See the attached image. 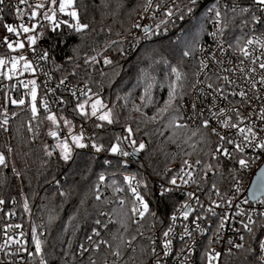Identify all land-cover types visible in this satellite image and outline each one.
<instances>
[{
  "label": "trees",
  "instance_id": "1",
  "mask_svg": "<svg viewBox=\"0 0 264 264\" xmlns=\"http://www.w3.org/2000/svg\"><path fill=\"white\" fill-rule=\"evenodd\" d=\"M37 3H45V8L39 9L40 15L34 19L37 23L33 34L37 36L35 47L48 52L50 69L56 78L68 79L91 89L88 96L70 100L62 111L65 119L71 121L72 130L80 133L83 129L82 142L86 146L71 147L70 159L64 160L56 147L57 138L48 134L52 130L62 134L59 126L46 119L51 112H46L37 102L38 115L33 119L29 102L13 105L7 130L0 127V153L4 154L7 165L0 166L5 199L16 197L23 209V200L27 198L36 225L43 229L41 239L45 241L46 264H90L89 258L97 264H103L107 258L111 264L116 259L111 252L117 245L121 252L117 264H149V243L139 235L148 219L142 223L134 222L128 196L123 205L105 194L97 200V192L100 194L97 185L103 175L106 184L114 190L117 185L124 184V174L135 171L134 167L109 156L112 154L109 149L118 142L117 136L121 137L122 149H133L130 141L123 139L128 136L126 129L129 127L133 130L131 139L136 141L135 147L145 144V148L139 150L141 155L137 164L149 172L160 174L165 168L180 165L186 159L214 163L210 159L213 136L209 130L201 128L191 136L197 127H189L173 136V129L168 127L173 116H182L179 96L173 108L158 113L168 99V85L175 81L172 67L182 73V80L177 82L178 93L180 84H183V97L189 93L197 68L196 48L205 38V21L201 18L203 34L194 33L200 24L195 19L145 42H133L130 37L132 23L145 0H74L73 7L67 11L76 10L80 23L88 25L80 32L68 27L76 21L58 11L59 0L55 6L49 0H30L29 14ZM49 7L57 9V22L67 21L68 24L61 23L53 31L50 22L43 18ZM227 19L228 41L241 42L240 37L245 36L244 16L230 13ZM7 22L8 15L0 19V58L11 51L4 42V24ZM185 51L190 54L184 56ZM106 59L111 63H105ZM148 84H152L150 100L145 95ZM89 97L86 111L90 113L91 102L99 98L112 110L113 124L79 115L75 110L77 103ZM176 107L180 108L179 112L175 111ZM153 116L155 120L151 119ZM98 123H103L104 127L96 128ZM93 143L103 145L102 151L96 152ZM48 152L52 154L49 156ZM225 170L224 166L217 169L219 172ZM102 213L110 216L109 223ZM97 220L101 223L97 224ZM94 230L112 247L103 244L99 250L89 248L86 238ZM259 240V232L249 234L244 248L223 256L220 264H264L259 260ZM81 245L88 247V251L81 250ZM30 264H39V258L32 259Z\"/></svg>",
  "mask_w": 264,
  "mask_h": 264
},
{
  "label": "built area",
  "instance_id": "2",
  "mask_svg": "<svg viewBox=\"0 0 264 264\" xmlns=\"http://www.w3.org/2000/svg\"><path fill=\"white\" fill-rule=\"evenodd\" d=\"M30 0H28L29 3ZM148 0H145L143 6L136 11L135 17L132 23V31L130 37L133 42H145L154 36L160 34H165L168 31H173L174 28H179L180 25L186 21H193L197 16L203 15L205 18V38L199 42L196 48L197 56V68L195 71L194 79L192 85L196 83L199 78L205 83L197 85L196 89H193L192 85L189 93L183 97L180 101L181 113L184 119L180 122H186L189 127H198L199 119H189L192 115L191 104L193 101L197 104V111L203 110L204 118H209L210 113L208 111L209 107L215 104L212 111H218L220 108H231L235 107L240 110L244 117H248L250 112L259 113L261 105H264V86L257 83L256 89H251V84L249 79L255 78L259 80V76L264 70L259 69L258 63L253 64L252 59H245L237 50L238 46L243 47L247 39H260L264 40V9L261 6H257L255 0H198L197 5L192 13H187L185 11L184 19H179V12L177 9L184 10L185 5L188 0H152V6L145 11V6ZM233 4H237L236 11H231ZM28 4H19V0H5L4 5L0 6L3 10L0 11V17H5L8 15V24H12L17 27L20 31L19 37L13 33H8L6 31L5 36L8 37L9 42H13L15 46V41L19 39L25 44L23 49H17L16 51H10L3 58L6 60L11 59L13 56L24 55L29 61L32 62L35 72H25L23 75L18 77H13L12 80H8L4 77H0V112L7 109L8 120L10 118V108L13 106L7 97L19 100L24 98L25 101L30 104V96H26L25 93L31 88L25 89L20 81H28L30 79H35L37 85V102L41 104L42 100L48 102L49 110L52 114H55L58 120V126L62 134L69 138V133L61 119L62 111L66 108L70 100H78L84 95L81 94L80 90L88 92L89 87L83 84L75 83L68 79H58L56 78L50 69L49 58L46 60H41L40 57L43 55V51L35 47V45H29L27 41V36L33 35V32L24 33L19 29L21 23L26 26L31 27L32 24H37L34 19H30V14L27 11ZM16 6L24 13L23 17H18L15 12ZM240 8H247V12L241 13ZM168 9H172L176 12V15L169 18L166 13ZM211 10V11H210ZM219 10L221 12L220 21L218 25L216 23L215 11ZM230 13H239L244 16L242 23L244 25L245 36L243 34V39L234 43H230L227 30L229 29L228 15ZM253 17L259 18V21L253 20ZM227 22L228 27L224 29V35L214 38L211 33L215 32L217 28L223 27L224 23ZM139 24L140 27H134V25ZM145 27L148 31L145 32ZM218 41H222V46L217 47ZM7 45V44H6ZM231 45V47H229ZM203 48V51H201ZM252 58L260 56L262 51L259 46L253 44L248 46ZM34 49V51H33ZM215 55V60L210 59V57ZM204 59L208 62V68L201 71L200 61ZM264 59V57H261ZM244 61L241 64V61ZM217 61H222V63H217ZM23 62H21V65ZM11 67V64L5 66L4 69L0 71H6ZM255 67V73H249V69ZM243 68L244 71H240ZM224 69H234L233 71H225ZM196 73H200L199 77ZM228 76L231 81H235L234 84H227L223 80H217V76ZM211 76L212 80L207 81L206 77ZM63 80L64 83L61 84L60 81ZM207 82H214L216 86H222L224 93L228 96V99L217 98L213 101L211 95H201L199 92L200 88H204V92L213 93V89H208ZM15 85V87H13ZM51 89L52 91H49ZM239 92L244 90L248 92V96L251 103L246 101H241L239 96H232V91ZM75 92L76 95L73 96L72 93ZM89 93V92H88ZM258 95L259 99H255ZM231 102V103H230ZM42 106V105H41ZM226 116H232L233 121L236 117L234 113L228 112ZM225 117H221L223 119ZM3 116L0 115V120ZM255 121L257 125V131L261 126H264V122L257 119L256 114H253L250 119L245 120V124H251ZM213 127H217V130L222 132L224 135H234L236 130H225L220 128L215 121L212 123ZM243 126V125H241ZM210 131V129H209ZM211 132V131H210ZM212 134V133H211ZM213 136V146L210 149V159L214 163H208L213 165V171L208 173L206 179H201L204 176L203 166L206 165L201 162L200 165H195L196 160H188L190 163L194 164V170L187 169L186 171H193V178L197 183L181 184L179 178H177V185H171L169 183L170 179L179 172L180 165H171L165 168L160 174H155L147 171L146 169L140 167L137 164L138 160H135L132 156L133 149L124 150L130 153L129 156H120L119 154H109L112 159L119 160L122 164L134 167L135 171L128 172L124 174V184L117 185L113 190L109 185L106 184L105 180L99 184L100 195H108L111 200L117 201L118 204L121 199L126 200L128 196L131 200V208L133 206L134 196L129 188V184L125 181V176L135 177L136 179L132 181L133 186H137V181L139 185L137 190L144 196L145 201L149 204V213L146 214L143 220L139 223L147 220L146 225L143 226L140 231V237L149 243V264H155L157 258L160 259V264H208L206 252L210 250H215L220 252L221 256L218 261H214L213 264H220L221 258L228 254V249H232V253L237 252L240 249H236L233 245L228 243L232 240L234 244H244L247 241L249 234L254 232L260 233V240L258 244L259 260L264 262V249L260 248V243L264 242V197H259L256 200H251L248 196V187L250 185L252 176L254 172L262 165L264 162V153H260V158L255 161L254 164L249 169H240L238 163L235 160H228L224 157H219L218 160L212 159V152L215 150L218 142V137L214 134ZM260 136L264 137V131L260 132ZM70 146L76 149L75 146L70 142ZM230 150L231 145H226ZM252 149H245V156L256 155ZM221 166H224L227 170L217 171ZM187 179V177H185ZM237 181H239L240 191H236ZM215 184L216 188L213 189L212 185ZM146 185V187H145ZM161 186L164 188L172 189L170 193L162 197ZM122 189V191H116V189ZM217 191L219 194H217ZM192 192L195 197H199L200 204L196 203L195 199H189L186 193ZM233 197H235L233 199ZM0 198L4 199V205L0 206V245H3L8 237L14 239H20L23 246L28 248L29 251H34V245L32 243L33 228H35V234H43V229L36 225L33 218V210L30 212H25L24 209L18 204L16 197L5 199L2 186L0 183ZM247 198L248 203L243 201ZM231 200V206H229L228 201ZM215 201V204L213 203ZM189 203L192 205L194 211L190 214L189 219L184 221L182 217L178 218L176 225L174 227V232L169 239H172V250L168 256H164L163 252V232L167 230L171 224L170 216L183 203ZM219 204L220 207H216ZM212 207L216 215L213 216L210 212H207V208ZM152 213L156 215L153 216ZM104 214V213H103ZM224 215L228 216V220L225 223L224 228L217 233V227L220 223V218ZM106 218V223H109L110 216L104 214ZM203 217L201 220L197 221L200 228L203 231L196 230V225L193 220L197 217ZM249 217H251L253 223L249 226L252 228V232L247 231L243 225L249 223ZM138 216H133V220H138ZM22 225L21 228H16L15 225ZM187 224L189 230L192 232L191 237H184L182 241L180 235L183 233V225ZM12 227H9V226ZM5 230L7 234L5 235ZM104 230V228H103ZM24 232V237H20L19 233ZM96 231V230H95ZM44 235V234H43ZM41 235V237L43 236ZM243 236L244 240L240 237ZM40 237V238H41ZM91 237V240H89ZM102 237L95 235L93 231L91 235L86 238V244L89 248H94L95 244ZM155 241L153 245L152 241ZM211 241V243H210ZM101 244L100 247H102ZM188 246H191L192 251H188ZM19 246L16 244H11L4 251H0V264H30L32 258L28 256L27 252H17ZM84 247V246H83ZM88 247H84L89 249ZM155 247L159 257L152 254V248ZM181 248L184 249L181 252ZM82 250V249H81ZM5 253H8L6 255ZM205 255V256H204ZM112 256L110 255V258Z\"/></svg>",
  "mask_w": 264,
  "mask_h": 264
},
{
  "label": "snow or ice",
  "instance_id": "3",
  "mask_svg": "<svg viewBox=\"0 0 264 264\" xmlns=\"http://www.w3.org/2000/svg\"><path fill=\"white\" fill-rule=\"evenodd\" d=\"M5 0H0V6L4 5ZM49 3L53 6H55L57 4V0H49ZM198 0H188V3L185 5V9L181 10V9H177V12H179V19H184V14L185 11L187 13H192L194 11L195 6L197 5ZM255 3L257 6H261L262 9H264V0H255ZM19 4H28V0H19ZM74 4V0H59V8L58 11L61 13H65L66 15L72 17L76 23L75 24H68L67 21H56V11L57 9L55 7H49L47 11H45L43 13V18L45 20H48L50 22V24L52 25V30L56 31V29H58L60 27L61 23H65L68 24L69 28H73L76 32H80L83 29H86L88 27L87 24H81L79 21V17H78V13L76 10H72V11H67V9L72 8ZM31 7V5H29ZM152 6V0H148L147 5L145 6V11H147L148 8H150ZM237 7H239L237 4H233L231 11L235 12ZM45 8V3H37L34 7V9L31 11L30 14V19H35L38 15H40L39 13V9H43ZM3 9L0 8V11H2ZM211 11V10H210ZM239 11L241 13L243 12H247L248 9L247 8H240ZM15 12L16 15L18 17H23L24 13L22 12V10L19 8V6H16L15 8ZM49 13H51V15H49ZM166 15L171 18L173 16L176 15V12H174L172 9H168ZM215 17H216V23L219 25L221 23L220 21V17H221V12L219 10L215 11ZM0 19H2V17H0ZM253 20L259 21V18L257 17H253ZM37 27V24H32L31 27L26 26L25 24L21 23L19 25V29L22 30L24 33H29V32H33L35 30V28ZM134 27H140L139 24L134 25ZM228 27L227 22L224 23L223 27H219L217 28V30L213 33H211V35L216 38L219 36H223L224 35V29ZM4 28L6 29V31L8 33H13L15 34L17 37H19L20 35V31L18 30L17 27L13 26L12 24H8L5 23L4 24ZM148 29L147 27H145V32H147ZM27 41L29 43V45H35L36 41H37V36L35 35H29L27 36ZM4 42L7 44V47L9 49H11L12 51H16L17 49H23L25 47V44L20 41L19 39H17L15 41V46L13 44V42H9L8 37L5 36L4 38ZM222 41H218L217 43V47H221L222 46ZM257 45L259 46V48L262 50L260 52V56H256L254 58H252L251 53L249 51L248 46L249 45ZM237 45H239V41H237ZM229 47H231V45H229ZM238 52L245 58V59H252V63L253 64H257L258 63V67L261 70H264V59H261V57H264V40H260V39H247L246 43L243 47H239L237 48ZM34 51V49H33ZM201 51H203V48H201ZM190 53L188 51H185L183 53L184 56H188ZM48 58V52L45 51L43 53V55L40 57L41 60H46ZM210 59L215 60V55L213 54L212 57H210ZM21 62H23V64L21 65ZM11 64V67L8 68L6 71H0V77H4L8 80H12L13 77H18L20 75H23L25 72H31L34 73L35 72V68L33 67V64L31 61H29L27 59L26 56L24 55H20L18 57L13 56L11 57L10 61L6 60L4 58H0V69H4L6 65ZM105 63H111L110 60H105ZM217 63H222V61H217ZM244 61H241V64H243ZM208 68V62L207 60L202 59L200 61V69L201 71H203L204 69ZM225 71H233L234 69H224ZM240 71H244L243 68L240 69ZM171 72L173 74H175V81H173L171 84L168 85V99L164 102V106L158 109V113L159 114H163L166 113L170 108H173L174 106V102L177 100L178 96L180 99H183V84L179 85V88L181 89V91L178 93V85L177 82L182 80V73L180 71L177 70L176 67H172L171 68ZM256 72V68L253 67L251 69H249V73H255ZM200 73H196V76L199 77ZM207 81H211L212 77L211 76H207L206 77ZM217 80H223L225 83L227 84H234L235 81H231L229 79L228 76H217ZM20 83L23 85V87L25 89H29V85L31 86L30 90L28 92L25 93L26 96H30V104H29V109L32 113V118L35 119L36 116L38 115V108H37V88L39 87L36 83L35 79H30L28 81H20ZM61 84L64 83L63 80L60 81ZM205 83V81H201L199 80V78L196 80V83L192 85L193 89L197 88V85ZM249 83L251 84V89H256V85L257 83H259L260 85L264 86V72H262L259 76V80L257 81L255 78H251L249 79ZM208 89H213V93H205L204 92V88H200L199 92L201 95H211L213 101H215L217 98H223L225 100L228 99V96L224 93L223 91V87L222 86H216L214 84V82H207L206 84ZM13 87H15V85H13ZM152 88V84H148L146 89H145V95L148 96L149 100L151 99L150 96V89ZM49 91H52L51 89H49ZM81 94L84 96H88V92L91 91V89H88V92H85L84 90H80ZM73 96L76 95L75 92L72 93ZM232 96H239L241 98V101H246L247 103H251V100L248 96V92L244 91V90H240L239 92L236 91H232L231 93ZM7 99L10 100L11 104L13 105H24L25 104V99L22 97L19 100L17 99H12L11 97H7ZM141 99L143 100L144 97H141ZM255 99H259V96L256 95ZM89 100H91V97H89L88 100H84L83 102H78L76 105L75 110L79 113V115H81L82 117L85 118H89V117H96L97 120L101 121V122H106L107 124L111 125L114 123L113 120V114H112V110L110 108H107V105H105L103 103V101L99 98L95 99L94 101L91 102L90 108H91V112L89 113L88 111H86V105L89 104ZM231 103V102H230ZM41 105L44 108V110L46 112L50 113L49 110V106H48V102L46 100H42L41 101ZM215 107V104L213 103V105L211 107H209L208 111L210 113L209 118H204V113L203 110L197 111V104L195 101L192 102L191 104V110H192V115L189 116V119H199V125L197 127L196 130L191 132V136H195L197 134V132L203 128L205 130H209L211 131L212 134H214L216 137H218V142H217V146L215 148V150L212 152V159L213 160H218L219 157H224L227 158L228 160H235L236 163H238L239 168L240 169H249L252 164L255 163V161L257 159L260 158V153H264V137L260 136V132L264 131V126H261L259 128V131H257V125L255 123V121H252L251 124H245V120L246 119H250L252 117L253 114H256V117L258 120H260L261 122H264V105H261L260 109H259V113H255V109L253 110V112H250L248 114V117H244L242 115V113L240 112L239 109L235 108V107H231V108H220L218 111H212V108ZM102 109H107L106 111H101ZM137 111H139V108L136 109ZM180 108L176 107L175 111L179 112ZM99 113V115H97ZM231 112L235 114V121H233L232 116H226V113ZM0 115L3 116V119L0 120V127H4L5 130H7L6 125L8 124V114H7V109L5 108L3 112H0ZM13 115H15V113H13ZM221 117H225L223 119H221ZM47 120L51 121L52 124L54 126H58V120L55 114H49L46 117ZM61 119H64L63 117H61ZM151 119L155 120L156 117L153 116L151 117ZM184 119L183 116H173L168 124V127L173 129V136H177L181 131L186 130L189 128V125L184 122H180ZM213 121L216 122V124L225 130L231 131V130H236L234 135H224L222 132L217 130V127H213L212 123ZM64 124L66 126H68L69 129V136L71 139L72 144H74L76 147L79 148H83L86 145L82 142L84 139V132L83 129H81L80 133L76 134L73 132V125L71 123V121L64 119ZM243 125V126H241ZM96 128H103L104 124L103 123H98L95 125ZM31 127L29 126V131H31ZM128 136L124 137V140H128L130 141V143L134 146L133 147V151H139V150H143L145 148V144L144 143H140L138 145V148L135 147L136 145V141L134 139H131L132 137V132L133 130L129 127L126 129ZM50 136L54 137V138H58V132L55 130L49 131L48 133ZM191 136L188 137V139H191ZM117 143L113 144L111 146V148L109 149V151L113 154H119L120 156H129L130 153L127 151H124L121 146H120V141H121V137L117 136ZM169 139H172V137H169ZM204 139V136H201V140ZM173 142L175 143V140H173ZM226 145H231L232 148L231 150L226 146ZM57 148L60 149L61 153H62V158L64 160H68L70 159V155H71V147L68 143L67 139H64L62 141H60L59 143H57L56 145ZM92 147L95 149L96 152H100L103 149V145H97L95 143L92 144ZM194 147V145H193ZM252 149L253 152H256V150H259V152L256 153V155H248L247 157L245 156V149ZM49 156L52 154L51 152L47 153ZM188 155H191V153H187ZM201 164V160L197 159L195 161V165H200ZM0 166H4L7 167L6 165V158L4 156V154L0 153ZM187 169H192L194 170V164L190 163L188 160H184L183 164L179 170L178 173H176L175 175H173V177L170 179L169 183L171 185H174L176 187H179V185H177V178L180 179L181 184H188L190 181L192 183H197V181L193 178V171H186ZM213 171V165L212 164H206L203 166V172H204V176L201 179H206L208 176L209 172ZM19 175V174H17ZM185 177H187V179H185ZM136 178L133 177H129V176H125V181L128 182L129 184V188L131 190V192L133 193L134 196V200H133V206L130 209L131 213L133 216H138L139 219L134 221L135 223H139L140 220H143L146 216V214L149 213V204L145 201L144 196L141 195V193L137 190V187L139 185V181H137V186H133L132 185V181L135 180ZM100 182L102 183L105 180V177L103 175H101L99 177ZM254 186H253V190L250 193V195L253 198H257V194H259V197H264V167H262L259 171V173L256 176L255 181L253 182ZM146 187V185H145ZM97 188H99V185H97ZM212 188L215 189L216 185L213 184ZM116 191H122V189L117 188ZM172 191V189L169 188H164L163 186H161V193L160 195L162 197L166 196L168 193H170ZM236 191L239 192L240 191V187H239V181H237V187H236ZM217 194L218 191H217ZM187 197L191 200V199H195L197 204H200V200L199 197H195L194 193L189 192L186 193ZM101 196L99 194V192H97L96 195V199L100 200ZM235 197H233L234 199ZM244 203H248L247 198L243 201ZM5 201L4 199L0 198V206L4 205ZM119 203L121 205L124 204V200L121 199L119 201ZM213 203L215 204V201H213ZM261 203H264V200H261ZM229 206H231V200L228 201ZM201 207H203L202 204H200ZM216 207H220L219 204H216ZM23 208L25 210V212H30V208H29V204H28V200L27 198H25L24 203H23ZM2 210V209H0ZM194 211L193 207L191 204L185 202L183 204H181L178 208L175 209V211L172 213V215L170 216V220H171V224L169 225V227L167 228V230H165L163 232V237L165 238L163 240V255L164 256H168L170 251L172 250V239H169L168 237H170V235L173 234L174 232V227L176 225V222L178 220V218L182 217L184 221H187L189 219L190 214ZM207 212H210L213 216L216 215L215 211L213 210L212 207L207 208L206 210ZM103 215V213H102ZM153 216H155V213H152ZM203 217L197 216L194 220L193 223L196 225V230L199 231H203V229L200 228L199 223H197V221L201 220ZM50 218V222H51ZM228 220V216L224 215L220 218V223L217 227V233H219L225 226V223ZM97 224H100L101 222L99 220L96 221ZM253 221L251 219V217H249V223L244 224L243 227L249 231L252 232V228L249 226L250 224H252ZM9 227H12L11 225ZM16 228H21L22 225L17 224L15 225ZM105 227H107V225H105ZM184 231L183 233L180 235V239L183 241L184 237H191L192 232L189 230V227L187 224L183 225ZM95 235L99 236L100 233L98 231H95ZM7 234V230H5V235ZM25 233L24 232H20L19 236L20 237H24ZM43 234H35V228H33V236H32V243L34 245V251H29L28 248L23 246V243L20 239H14L12 237H8L7 240H5L3 245H0V251H4V249L8 248L11 244H16L19 247L17 248V252H27L28 256L31 257L33 260H35L37 257L39 258V264H46V260L44 257V252H43V245L45 243V241H43L40 237ZM116 237H113V240H115ZM133 239H135V237H133ZM241 240H244V237L241 236L240 237ZM89 240H91V237H89ZM130 245V241L128 242ZM153 245L155 244V241H152ZM211 243V241H210ZM228 243L230 245H233V247H235L236 249H243L244 248V244L240 243V244H234V242L232 240H229ZM101 244L107 245L109 248L112 247V245L106 241V240H100L98 243L95 244V249L99 250ZM260 248L264 249V242L260 243ZM81 249L83 251H88V249L84 248L83 245H81ZM184 249L181 248V252H183ZM188 251L191 252L192 248L191 246H188ZM249 251H251V249H249ZM6 255H8V253H5ZM152 254L154 256L159 257V253H157L156 248L153 247L152 248ZM228 254L231 255L232 254V249L229 248L228 249ZM111 255L113 257H116L115 260L111 261V264H117V260L120 258L121 256V252L119 251V245L116 246V250L111 252ZM205 255L207 256V261L208 264H213L214 261H218L221 253L220 252H216L215 250H210L208 252L205 253ZM90 260V264H97V262L95 260H92L91 258H89ZM103 264H109V261L107 258L104 259ZM155 264H160V259L157 258L155 261Z\"/></svg>",
  "mask_w": 264,
  "mask_h": 264
},
{
  "label": "rangeland",
  "instance_id": "4",
  "mask_svg": "<svg viewBox=\"0 0 264 264\" xmlns=\"http://www.w3.org/2000/svg\"><path fill=\"white\" fill-rule=\"evenodd\" d=\"M69 9H71V8H69ZM68 9V10H69ZM201 18L202 19H204V21H205V18L203 17V15H199V16H197L196 17V21H200V24H197V26L195 27V29H194V33H198V34H203V22H202V20H201ZM205 23V22H204ZM204 28H205V26H204ZM239 38V37H238ZM241 38V40L243 39L242 38V36L240 37ZM61 117H63L64 119H65V117H64V115L63 114H61ZM64 119H63V122H64ZM66 129H67V133H69V129H68V126H66ZM73 132L74 133H76V134H78L76 131H74L73 130ZM64 139H67L68 140V143H69V145H70V142H71V139H70V136H69V138H67L66 137V135H64V134H58V138L55 140L56 142V145H57V143H59L60 141H62V140H64ZM72 143V142H71ZM73 146H75L74 144H72ZM71 147V146H70ZM76 147V146H75ZM73 148V147H72ZM58 151L61 153V151H60V149L58 148ZM23 203H24V200H23ZM22 208V207H21ZM24 209V208H23Z\"/></svg>",
  "mask_w": 264,
  "mask_h": 264
},
{
  "label": "water",
  "instance_id": "5",
  "mask_svg": "<svg viewBox=\"0 0 264 264\" xmlns=\"http://www.w3.org/2000/svg\"><path fill=\"white\" fill-rule=\"evenodd\" d=\"M140 155H141V153H140V151H132V156H133V158L135 159V160H138L139 159V157H140ZM262 167H264V162L262 163V165L254 172V174H253V176H252V179H251V182H250V185H249V187H248V196H249V198L251 199V200H256V199H258L259 198V194H257V198H253L251 195H250V193L252 192V190H253V186H254V181H255V179H256V176H257V174L259 173V171H260V169L262 168Z\"/></svg>",
  "mask_w": 264,
  "mask_h": 264
}]
</instances>
